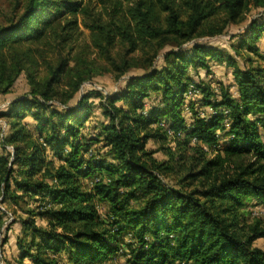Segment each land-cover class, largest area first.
<instances>
[{"label": "trees", "instance_id": "16d2710c", "mask_svg": "<svg viewBox=\"0 0 264 264\" xmlns=\"http://www.w3.org/2000/svg\"><path fill=\"white\" fill-rule=\"evenodd\" d=\"M251 5L264 8V0H29L17 19L0 27V93H8L29 64H38L41 49L34 43L71 42L78 15L106 62L103 68L125 82L117 92L91 91L70 106L92 79L95 62L65 57L47 64L48 79L29 74L31 93L0 113L9 128L0 130V235L2 204L20 199L40 201L33 215L49 228L34 218L23 220L32 241L21 258L33 264L104 262L120 253L128 234L131 264H264V250L254 245L264 238V223H248L243 211L246 199L264 201V68L244 52L264 60L256 45L264 21H252L234 46L245 56L244 68L231 54L200 41L242 21ZM211 57L233 67L238 95L222 88L213 99L211 87L197 85L202 105L214 113L201 116L190 103L188 124L182 113L187 72L209 71ZM136 67L143 73L129 75ZM64 75L67 89L59 93L54 85ZM53 98L59 108L48 103ZM95 106L105 120L90 138L82 131ZM26 115L33 127L23 120ZM171 139L178 151L167 147L168 161L147 150L151 140ZM97 141L104 142L111 161L85 158ZM202 144L214 147V154ZM182 172L176 184L163 176ZM83 179L92 180L91 190ZM99 203L109 206L111 220L102 219Z\"/></svg>", "mask_w": 264, "mask_h": 264}, {"label": "rangeland", "instance_id": "374dc122", "mask_svg": "<svg viewBox=\"0 0 264 264\" xmlns=\"http://www.w3.org/2000/svg\"><path fill=\"white\" fill-rule=\"evenodd\" d=\"M29 2V0H0V27L6 26L10 24L11 21L17 19L15 17L16 14H20L25 5ZM100 0H93V3H99ZM94 5V4H93ZM100 6V5H99ZM99 6L96 8L99 9ZM95 10V11H96ZM79 28L75 32V35L71 42H68L64 45H58L57 42H53L51 46H44L40 42H36L33 45L39 46L41 51L40 55L36 56L38 64L31 66L29 64V68L22 71L18 76L16 82L10 89V91L6 94L0 93V113L6 112L10 103L18 97L29 95L33 89V85L30 81L29 74H32L37 80H44L50 77V70L48 67V63L52 65H56L58 61L62 58L69 57L74 58L75 56H83L90 62L94 60V73L93 77L90 81H87L80 93H77L73 99L69 101V105L73 106L77 104L81 96L86 95L91 91H99L103 94L117 92L121 90L125 86V82L123 80H118L115 78V75L108 71L106 68H103L105 60L100 56L97 49L94 48L91 40L90 30L87 29L83 25V19L81 15H78ZM106 18V17H105ZM257 20L259 22L264 21V8L256 7L255 5H251L249 10L245 13V18L240 22H232L228 25L225 31L213 37H204L201 38L200 41L204 42L212 47L219 48L222 50L225 55L231 54L235 57V60L241 68L246 66L245 64V56L237 55L234 50V46H237L240 42L242 36L248 32L249 25L252 21ZM30 42H25L24 47L26 48ZM261 54H264V35L256 42ZM120 49L115 50V53H120ZM245 54L255 58L256 62L255 66H261L264 68V60L258 57H255L252 53L247 50H244ZM47 62V63H46ZM209 71L206 68H190L187 72V75L191 77L189 82V89L184 96V106L182 107V113L185 117L188 124L192 122V111L190 109V103H194L198 114L201 116H211L214 113V109L211 106H204L201 103V99L203 98V94L201 90L197 88V85L204 84L212 88L215 93L213 99H219V95L222 88L229 89L232 94L237 96V87L236 82L233 75V67L227 65L225 60H219L217 58H209ZM158 64H164V60L161 59ZM74 65V60L70 61V66ZM143 69L136 67L132 68L129 72L131 74H141L143 73ZM67 75H64L59 82V84L54 85V88L59 93L65 92L67 89ZM90 101L96 104L98 99L91 98ZM146 104H152L148 99L146 100ZM50 106L54 108H59L60 103L57 98H53L48 102ZM25 122L29 123L31 127L34 126V120L30 115H26L23 119ZM105 118L101 113V110L97 108V106L93 107L91 111H89V118L85 122L86 128L83 129V134L86 137H96L99 132V124L104 121ZM225 124L228 126V121H225ZM0 130L5 133L9 132V128L5 122V118H0ZM102 140V139H101ZM195 138L192 139V144H195ZM103 141L93 142L85 154V158H89L94 155L96 158L106 157L108 161L112 160V157L106 155L108 152V148L104 147ZM205 148L210 155L214 154V147L208 146L205 144L201 145ZM169 147L175 152L178 151V147L176 142L171 139L167 142H159V141H149L147 144L148 151H154L153 157L159 161H168L170 160V156L168 155ZM174 164V163H173ZM185 173L182 172L174 173V174H165L164 179L166 182L170 184H176L179 181V178L183 177ZM84 187L87 190L92 189V180L83 179ZM245 205L243 208L244 215L248 221V223H255L258 220L263 221L264 223V201L258 199L257 197H252L250 199L245 200ZM41 202H35L31 199H20L16 202H5L2 204V216H3V226H2V234L0 235V264H33L32 260L25 257L21 258L22 252L28 249L30 242L32 241V231H28V225L24 224L23 220H27L29 218H34L38 226H40L43 230L49 231L47 227L46 220L34 216L33 212H36V206L40 205ZM99 213L102 219L109 221L111 220V214L109 211V206L104 203H99L97 205ZM41 237H39L40 239ZM38 240V239H37ZM122 250L120 253L111 260H107L104 262H97L95 264H131L128 260V256L130 253V247L132 246L131 236L125 234L121 238ZM254 245L260 247L264 250V238H259L254 242ZM24 247L22 250L21 247ZM65 257V255H64Z\"/></svg>", "mask_w": 264, "mask_h": 264}]
</instances>
